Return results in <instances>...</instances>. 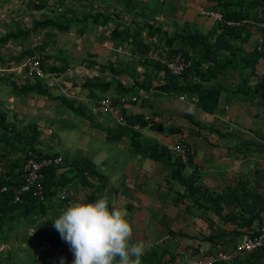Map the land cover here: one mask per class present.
Instances as JSON below:
<instances>
[{
	"label": "crops",
	"instance_id": "obj_1",
	"mask_svg": "<svg viewBox=\"0 0 264 264\" xmlns=\"http://www.w3.org/2000/svg\"><path fill=\"white\" fill-rule=\"evenodd\" d=\"M202 8L217 7L212 1L161 0L160 14L153 23L171 31L173 25L182 27L190 22L206 31L216 21L202 16ZM122 11L126 17V8ZM124 19L113 16L108 26ZM90 25L96 24L89 22L87 30L73 39L76 44L69 41L64 49H54L58 54H49L45 70L56 76L41 80L56 98L36 91L20 95L14 90L13 84L29 80L23 64L1 69L0 133L8 130L11 134L16 129L32 135L35 125L37 149L63 156L55 173L61 183L69 182L62 188L67 198L60 214L74 201H87L97 192L95 184L101 182L100 175L104 177L105 187L99 197L107 196L110 208L127 210L133 225L130 241L145 245L141 264H184L217 252H232L237 243L254 235L264 222V95L255 90L264 77V55L256 61L245 89H240V74L248 73L250 68H229L205 83L223 89L215 111L208 112L196 105L193 94L159 92L156 86L164 82L162 70L146 67L132 61L127 53L115 51L117 47L130 50V42L106 38L102 33L106 26L97 24L98 28L90 29ZM251 31L239 43L243 53L255 47L264 49L261 30ZM55 40L51 41L53 47ZM226 54L223 51L221 57ZM64 65L63 71L51 70ZM136 79H145V86L133 90ZM131 94L137 95L135 102L118 106L126 117L147 121L145 125L136 121L141 125L138 131L116 125L111 112L99 103L105 97L117 100ZM58 96L66 97L79 109L66 106ZM132 136L141 148L167 150L171 143H185L189 160L183 172L191 175L196 169L195 184L203 193L188 192L183 182L172 177L171 168L164 162L136 151ZM0 143V153L9 152L10 147ZM167 152L172 159L179 157ZM81 159L90 162L96 171L85 173L91 185L81 183L79 177L71 178L78 172L74 163ZM56 211L49 208L33 233L45 231L44 237L57 234L50 220ZM48 242L49 247L60 250V256L67 257L65 264H71L74 255L68 243L56 246L50 237ZM216 264H264V247L250 254L236 253L232 259Z\"/></svg>",
	"mask_w": 264,
	"mask_h": 264
},
{
	"label": "trees",
	"instance_id": "obj_2",
	"mask_svg": "<svg viewBox=\"0 0 264 264\" xmlns=\"http://www.w3.org/2000/svg\"><path fill=\"white\" fill-rule=\"evenodd\" d=\"M63 3L64 0H55ZM212 1L225 17L235 19H248L255 23L264 22V0H250L247 6L244 5V0H209ZM41 2V3H40ZM49 3V0H39V3L32 2L35 8L45 7ZM134 0H127L124 7L128 12H132L134 8ZM252 8H247L248 6ZM86 20L83 21V26L79 27V32L83 34L86 30L87 19H90L94 24H100L106 26L103 28V35H107L106 38L128 40L130 43V50L133 54H136L137 58L135 62L142 64L146 67H152L153 69L162 70L164 72V82L158 86L159 92H179L189 93L196 96V105L208 112H214L222 87L219 85H206L215 78L218 74L224 72L229 68H250L248 73H241V82L239 84L240 89H245L249 81L250 75L253 72V68L258 58L263 57L264 49H258L255 47L248 53H243L240 47L241 42L247 39L252 33V27L254 25H243L240 27H229L216 22L215 26L209 30L203 31L195 24L186 22L180 28L174 30H167L163 28V25L154 24L152 19L141 25L136 24H123L116 21L112 28H108V23L112 20L111 14H102L96 12L94 15H85ZM74 20L73 15H67V12L60 14L54 18H38L33 19L29 26L16 25L13 30H7L0 34V47H4L8 44H16L22 39H26L31 32H38L39 30H46L45 35L53 39L56 34H63L68 32L71 28ZM148 20V18H147ZM258 24H255V27ZM261 27L260 33L264 36V27ZM108 28V29H107ZM145 35H143L145 32ZM107 33V34H106ZM156 36L154 39L153 37ZM49 39V38H48ZM47 42H41L33 46H28L22 49L15 57L14 60L20 62L25 56L29 57L35 54L37 50L45 53ZM160 45H167L173 52H181L187 59L190 60V66L184 70L180 75H173L169 73L164 66L149 59H143L149 52ZM241 50V52H239ZM227 52L225 56L221 57L222 52ZM238 52V53H237ZM47 57L51 55L47 54ZM96 63L91 64L94 66ZM63 71L66 69V65L61 67H51V70ZM145 79L141 81L135 80V85L132 86L133 90L139 89L145 86ZM90 84V82L86 83ZM138 87V88H137ZM14 90L20 94H27L30 91H36L41 95L48 96L49 98H56L49 92L47 84L39 79H29L24 84H13ZM257 92L262 91L264 95V77H262L259 83L255 86ZM62 100L63 104L71 107L73 110H78L74 103L68 100L66 97L58 96ZM130 124L139 121L141 125L147 123L146 120L138 117H127ZM139 123V124H140ZM125 129V128H124ZM5 130L0 133V141L10 147L9 152L0 153V161L4 164L0 165V187L3 185L16 187L22 183V164L24 156L30 149H37L39 144L38 130L33 125L32 135H27V130L18 131L13 129L11 134ZM131 137L132 147L143 154H149L153 159L161 160L168 167L171 168V175L174 178L179 179L186 186L188 192L203 191L196 186L197 177L196 169L193 168L191 175L184 174L186 168V162L180 157L172 159L170 154L165 148L158 150L153 147L141 148L140 143ZM14 156V157H13ZM74 167L78 172L72 175L73 177H79V180L83 184L91 185L92 182L88 181L85 173H96L93 165L85 159L77 160L74 163ZM56 165L49 166L44 170L43 180V198L35 196L32 191L26 192L22 195V200L17 203L12 202L13 192L10 188L6 192L0 194V240L6 239L10 233L17 232L23 228L37 225L41 222L49 213V208L57 210L51 215V223L60 214L63 208V199L60 198L59 193L62 188L69 182V180L61 183V178L56 176ZM196 174V175H195ZM100 175V174H99ZM75 177V178H76ZM101 177V182L95 184L96 193H92L87 201H95L98 199L99 194L102 193L105 182L104 177ZM225 196L220 198L224 199ZM58 199V200H57ZM56 217H55V216ZM54 225V224H53ZM55 228V227H53ZM58 231V230H57ZM51 239L53 245L59 246L67 243L64 241L58 231L57 234L48 236ZM258 250L254 252H258Z\"/></svg>",
	"mask_w": 264,
	"mask_h": 264
},
{
	"label": "rangeland",
	"instance_id": "obj_3",
	"mask_svg": "<svg viewBox=\"0 0 264 264\" xmlns=\"http://www.w3.org/2000/svg\"><path fill=\"white\" fill-rule=\"evenodd\" d=\"M33 1L34 0H0V34L7 30H13L16 25L29 26L33 19L43 17L54 18L58 16L60 12H67V15L70 16L74 14V20H72L73 24L68 32L53 36V39H56L55 41L57 42L54 47L51 45L53 39L44 34L46 30L31 32L26 39H22L16 44L11 43L4 47H0V72L1 69H6V67L24 64V60L27 56L21 59L20 62L15 61L14 57L22 49L40 44L43 41L48 43L45 49V55L58 54L54 49H58V47L64 49L63 46H67L69 41H73V39L75 40L77 37H80L81 33L79 32V27L83 26V21L86 20L84 17L85 15H94L96 12L111 14L117 18H126L122 22H128L129 25L132 24L131 21H135L136 24L141 25L150 19L156 21V17L160 14L161 10V0H134L135 4L132 12H128L127 9L126 12L128 13L124 11L126 17H124L125 15L123 16L122 8L124 9V7L122 6L127 0H64L62 9L57 8L55 4L54 9L49 3H47L45 7L35 8L32 5ZM51 1L52 0H49V2ZM189 1L196 0H184V2ZM198 1L208 2L209 0ZM249 1L250 0H244L243 4L247 6ZM216 7L218 8V6ZM247 8L252 7L249 5ZM89 22H91V20L87 19V25ZM87 25L86 30L88 28ZM96 26L97 24L95 26L90 25L89 28H98V26ZM113 26L114 25L110 24L108 28H112ZM176 28L180 27H174L173 25L171 30ZM252 29H257L258 32L261 27L258 25L255 27L254 25ZM89 33L96 35L92 33V31ZM102 33L104 34L105 32ZM76 43V41H73V44ZM36 52L40 51L37 50ZM46 63H48V60ZM1 164L3 165L4 163L0 161V165ZM44 224L46 225V223L43 222V225ZM52 227H54L53 224ZM33 229L34 226H29L17 232L10 233L6 239L0 240V264H60V250L57 248L54 249L52 246L49 247V237L46 235L44 237V234H42L45 233V231L39 230V232L35 234L33 233Z\"/></svg>",
	"mask_w": 264,
	"mask_h": 264
},
{
	"label": "built area",
	"instance_id": "obj_4",
	"mask_svg": "<svg viewBox=\"0 0 264 264\" xmlns=\"http://www.w3.org/2000/svg\"><path fill=\"white\" fill-rule=\"evenodd\" d=\"M38 3V0H34ZM52 8L54 4L57 8L62 9V3L52 0L49 2ZM55 9V8H54ZM199 13L207 18H212L216 22H220L223 25L229 27H240L243 25H261L264 27V22L255 23L248 19H235L225 17L224 14L216 8H202ZM117 52L127 53L131 58H137L136 54H133L130 50H126L123 47H117L114 49ZM143 59H149L156 63L161 64L164 68L173 75H180L184 70L190 66V60L187 59L181 52H173L167 45H160L149 52ZM47 62V55L42 52H36L34 55L29 56L24 61L25 75L30 78L39 79H53L56 74L54 72H47L45 70V65ZM137 95H122L119 96L117 100H113L111 97H105L99 101L100 105L107 109L113 115L114 122L118 126L131 127L133 130H140L141 125L137 122L130 124L127 120L126 115H124L118 105L127 102H135L137 100ZM180 98H184L180 96ZM167 150L175 152L184 161L189 160V149L187 145L183 142H174L167 145ZM63 162V156L61 155H48L41 152L39 149H30L24 156L22 164V178L23 181L20 185L16 187L3 185L0 187V194L6 192L10 188L12 189L13 196L12 202L17 203L22 200V195L26 192L32 191L35 196L43 198V180H44V170L52 165H58ZM61 199L67 198V192L62 190L60 193ZM264 247V222L259 226L257 232L249 236L246 240L241 243H237L230 253L217 252L212 257L201 256L192 262L184 264H216L220 260H230L236 253H253L254 251ZM148 264H161L156 262H149ZM164 264H177L175 262H167Z\"/></svg>",
	"mask_w": 264,
	"mask_h": 264
},
{
	"label": "clouds",
	"instance_id": "obj_5",
	"mask_svg": "<svg viewBox=\"0 0 264 264\" xmlns=\"http://www.w3.org/2000/svg\"><path fill=\"white\" fill-rule=\"evenodd\" d=\"M53 224L74 255L71 264H141L145 245L130 241L133 225L127 210L110 208L107 196L72 202ZM66 260L61 256L60 264Z\"/></svg>",
	"mask_w": 264,
	"mask_h": 264
}]
</instances>
